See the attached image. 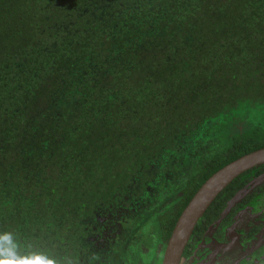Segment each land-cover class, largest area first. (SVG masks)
I'll return each mask as SVG.
<instances>
[{"label": "trees", "instance_id": "obj_1", "mask_svg": "<svg viewBox=\"0 0 264 264\" xmlns=\"http://www.w3.org/2000/svg\"><path fill=\"white\" fill-rule=\"evenodd\" d=\"M262 148L264 0H0V261L124 264L150 224L165 249L202 185Z\"/></svg>", "mask_w": 264, "mask_h": 264}, {"label": "flooded vegetation", "instance_id": "obj_2", "mask_svg": "<svg viewBox=\"0 0 264 264\" xmlns=\"http://www.w3.org/2000/svg\"><path fill=\"white\" fill-rule=\"evenodd\" d=\"M261 170V173H253L254 179L264 174V167ZM254 193L257 195L236 211L230 225L225 223L227 220H224L219 225L217 223L211 225L210 229L201 235L193 236L192 233L180 264H259L262 262L264 260V186L256 189ZM252 194L250 192L248 195ZM243 200L242 198L241 202ZM124 210V208H113L110 214L116 212L114 214L116 216L118 212ZM235 210L233 208L232 212ZM108 229L106 227L104 232L107 233ZM212 230H215L213 234H211ZM129 232L130 235L133 234L135 244L131 242V239L127 240L133 248L124 264H156L159 258L163 259L169 240L164 249V240L157 238L153 231L147 232L145 226L142 235L138 231L133 232V229H129ZM114 233L111 231L106 237L112 238ZM226 249L229 251L227 252Z\"/></svg>", "mask_w": 264, "mask_h": 264}, {"label": "water", "instance_id": "obj_3", "mask_svg": "<svg viewBox=\"0 0 264 264\" xmlns=\"http://www.w3.org/2000/svg\"><path fill=\"white\" fill-rule=\"evenodd\" d=\"M262 165H264V148L248 153L214 173L202 185L199 191L189 202V206L187 205L179 217L167 244L162 264H180L182 255L192 233L194 232L199 220L212 205L213 201L240 175ZM258 179L260 178H257V180L254 179L249 187L240 191L238 195L229 203V206L224 211L223 216L217 221L218 225L228 215V212L233 205H235L236 201L242 198L245 193L247 194L250 189L254 187V185H257V183L260 182Z\"/></svg>", "mask_w": 264, "mask_h": 264}, {"label": "rangeland", "instance_id": "obj_4", "mask_svg": "<svg viewBox=\"0 0 264 264\" xmlns=\"http://www.w3.org/2000/svg\"><path fill=\"white\" fill-rule=\"evenodd\" d=\"M261 177H262V178H261ZM257 178H260V179H258V181L260 180V182L257 183V185H254V187H253L252 189H250L249 192L256 191V189L258 190V188L264 186V179H263V178H264V174H263V175H260V176H258V177H256L255 179L257 180ZM256 180H255V181H256ZM249 192H248L247 194H249ZM188 206H189V205H188ZM236 226H237V225H236ZM213 229H215V228H213ZM231 229H232V228H231ZM148 230H150V232L154 230V227H153L152 224H150V228H149ZM214 232H215V230H212V231H211V234H213ZM210 238H211V237H210ZM210 240H211V239H210ZM210 242H212V241H210ZM206 243H208V242H206ZM226 251L228 252L229 249H226Z\"/></svg>", "mask_w": 264, "mask_h": 264}, {"label": "snow or ice", "instance_id": "obj_5", "mask_svg": "<svg viewBox=\"0 0 264 264\" xmlns=\"http://www.w3.org/2000/svg\"><path fill=\"white\" fill-rule=\"evenodd\" d=\"M0 264H8V262H0Z\"/></svg>", "mask_w": 264, "mask_h": 264}, {"label": "clouds", "instance_id": "obj_6", "mask_svg": "<svg viewBox=\"0 0 264 264\" xmlns=\"http://www.w3.org/2000/svg\"><path fill=\"white\" fill-rule=\"evenodd\" d=\"M0 262H6V261H0Z\"/></svg>", "mask_w": 264, "mask_h": 264}]
</instances>
